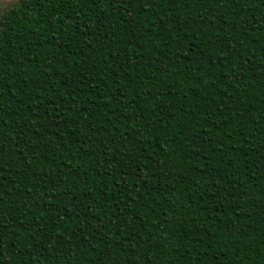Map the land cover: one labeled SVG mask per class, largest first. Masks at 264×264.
I'll return each mask as SVG.
<instances>
[{
  "label": "trees",
  "instance_id": "obj_1",
  "mask_svg": "<svg viewBox=\"0 0 264 264\" xmlns=\"http://www.w3.org/2000/svg\"><path fill=\"white\" fill-rule=\"evenodd\" d=\"M0 264H264V0L6 6Z\"/></svg>",
  "mask_w": 264,
  "mask_h": 264
},
{
  "label": "rangeland",
  "instance_id": "obj_2",
  "mask_svg": "<svg viewBox=\"0 0 264 264\" xmlns=\"http://www.w3.org/2000/svg\"><path fill=\"white\" fill-rule=\"evenodd\" d=\"M17 0H0V12L6 8L9 4L15 2Z\"/></svg>",
  "mask_w": 264,
  "mask_h": 264
}]
</instances>
